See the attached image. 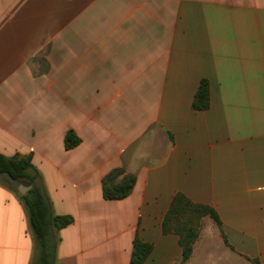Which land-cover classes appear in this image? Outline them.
<instances>
[{
  "label": "crops",
  "instance_id": "1",
  "mask_svg": "<svg viewBox=\"0 0 264 264\" xmlns=\"http://www.w3.org/2000/svg\"><path fill=\"white\" fill-rule=\"evenodd\" d=\"M0 154L73 218L55 264H130L136 236L143 264H264V0H0ZM118 167L136 185L106 199ZM19 183L0 179V264H35ZM180 192L225 231L204 217L187 261L163 227Z\"/></svg>",
  "mask_w": 264,
  "mask_h": 264
},
{
  "label": "trees",
  "instance_id": "2",
  "mask_svg": "<svg viewBox=\"0 0 264 264\" xmlns=\"http://www.w3.org/2000/svg\"><path fill=\"white\" fill-rule=\"evenodd\" d=\"M210 82L203 79L195 95L193 107L206 110L210 107ZM81 138L70 129L65 137V146L72 149L79 145ZM30 156H6L0 154V179L10 186L15 182H28L32 188L21 196L29 214L30 223L36 240L35 264H55L60 241V230L69 225L73 218L70 215H58L43 189L36 183L37 173ZM137 182V176L123 167L111 170L103 178V193L106 199L120 200L128 197ZM212 217L222 230L223 223L214 207L193 202L183 193H177L165 216L163 227L166 233L176 232L180 235L183 247V260L187 261L200 236L203 219ZM153 250V245L143 241L139 236L134 240V249L130 264H143Z\"/></svg>",
  "mask_w": 264,
  "mask_h": 264
},
{
  "label": "water",
  "instance_id": "3",
  "mask_svg": "<svg viewBox=\"0 0 264 264\" xmlns=\"http://www.w3.org/2000/svg\"><path fill=\"white\" fill-rule=\"evenodd\" d=\"M17 188L19 189V191H20L21 194H25L26 192H28L32 188V185H30V184H24V183H19L17 185Z\"/></svg>",
  "mask_w": 264,
  "mask_h": 264
}]
</instances>
